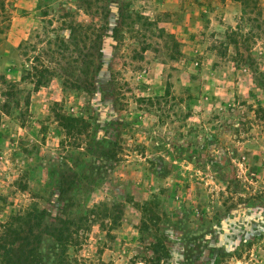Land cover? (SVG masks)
Listing matches in <instances>:
<instances>
[{"label":"rangeland","instance_id":"rangeland-1","mask_svg":"<svg viewBox=\"0 0 264 264\" xmlns=\"http://www.w3.org/2000/svg\"><path fill=\"white\" fill-rule=\"evenodd\" d=\"M90 1L6 0L0 89L17 82L30 116L0 125V235L27 239L0 264H264V35L247 20L252 5L264 18V0ZM46 6L65 37L66 11L101 26L92 85L20 79L19 45L43 44ZM125 8L150 24L114 37ZM237 24L255 68L219 44ZM54 111L85 133L65 137ZM33 206L49 213L39 225L16 220Z\"/></svg>","mask_w":264,"mask_h":264},{"label":"trees","instance_id":"trees-1","mask_svg":"<svg viewBox=\"0 0 264 264\" xmlns=\"http://www.w3.org/2000/svg\"><path fill=\"white\" fill-rule=\"evenodd\" d=\"M81 6H85L86 10L92 9V2L90 0H79ZM247 2V5L249 1ZM6 0H0V26L7 19ZM250 4V3H249ZM98 11L95 12V15ZM49 10L47 6L44 9H40V15L45 19V25H43L42 35L37 34L39 38L38 43H43L41 46L36 47L31 45L30 42L24 41L19 47L22 55L24 56V62L21 68V80L29 82L33 85L34 89L44 86L52 78H58L61 80L63 86H69L73 88H83L92 85L93 72H94V60L93 56L96 52L98 43L101 41V26L95 23H75L74 19H70L68 11L61 13L57 18L61 20L60 29L68 30V36L59 31L53 24L55 17H48ZM246 14V13H245ZM249 15L247 20L250 21V25L255 27L256 31L251 33L252 35H264V18L262 17L259 9L256 5H252L251 9L247 12ZM120 22L119 25H115L112 29L114 37L121 38L124 33H138L142 28L147 27L150 21L144 18L142 15L136 12L129 11V9H123L119 12ZM69 21H67V20ZM240 31V25L229 29L224 34L225 39L220 41V46L223 50H227L230 44L234 46V59L236 64L248 65L251 68H255L254 60H249L250 49L246 47L247 58L241 52V38L237 39ZM251 35V36H252ZM46 44V46H45ZM258 75L263 73L259 72ZM255 84H262L263 79L255 77ZM0 89V125L3 117H15L20 120H24L25 117H29L30 97L29 93L21 89L17 82L7 81L3 79L1 81ZM145 100V97H141ZM256 112H259L263 107L259 104ZM56 121L59 122V126L62 128L65 137L78 139L85 131V122L80 116L61 113L60 111H54ZM24 185L23 187H25ZM49 215L46 209H41L33 206L27 209L22 215L16 217V220H26L36 218L37 225H39L44 218ZM19 221V222H20ZM0 235V259L6 261L10 259L11 253L14 252L13 240L14 238H23V241H27L26 237H21L22 231L20 228L8 231V226L4 227ZM8 231V232H7ZM30 236L33 235V230L29 229ZM63 231H59L61 234ZM34 241L40 240L39 234L33 235ZM26 243V242H25ZM16 250L19 252L18 260L21 257L28 258L32 255L33 248L26 249L23 245H20ZM15 264V263H13Z\"/></svg>","mask_w":264,"mask_h":264}]
</instances>
